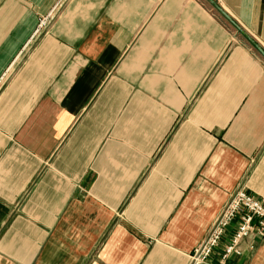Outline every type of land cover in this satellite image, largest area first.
I'll return each instance as SVG.
<instances>
[{
    "label": "crops",
    "instance_id": "1",
    "mask_svg": "<svg viewBox=\"0 0 264 264\" xmlns=\"http://www.w3.org/2000/svg\"><path fill=\"white\" fill-rule=\"evenodd\" d=\"M215 2L0 0V264H189L264 202V0Z\"/></svg>",
    "mask_w": 264,
    "mask_h": 264
},
{
    "label": "built area",
    "instance_id": "2",
    "mask_svg": "<svg viewBox=\"0 0 264 264\" xmlns=\"http://www.w3.org/2000/svg\"><path fill=\"white\" fill-rule=\"evenodd\" d=\"M44 23L45 21H42L41 26ZM236 217L239 218L237 229L225 246L221 261H210L213 251ZM251 235L264 238V202L240 189L231 196L208 236L194 248L189 264H227V259L232 255L242 254L240 244Z\"/></svg>",
    "mask_w": 264,
    "mask_h": 264
},
{
    "label": "water",
    "instance_id": "3",
    "mask_svg": "<svg viewBox=\"0 0 264 264\" xmlns=\"http://www.w3.org/2000/svg\"><path fill=\"white\" fill-rule=\"evenodd\" d=\"M216 6H218L216 3L217 2H215V0H211ZM220 11L225 15V16H227V14L223 11V10H221V8H220ZM228 17V16H227ZM249 40L252 42V43H254V45L264 54V52H263V50L259 47V45H257L254 41H253V39L252 38H250L249 37Z\"/></svg>",
    "mask_w": 264,
    "mask_h": 264
}]
</instances>
